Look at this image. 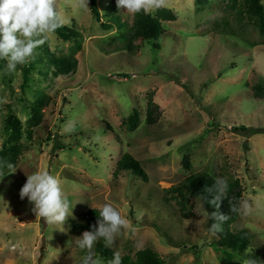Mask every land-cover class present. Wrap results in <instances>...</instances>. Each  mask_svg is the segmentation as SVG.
I'll use <instances>...</instances> for the list:
<instances>
[{
    "label": "rangeland",
    "instance_id": "rangeland-1",
    "mask_svg": "<svg viewBox=\"0 0 264 264\" xmlns=\"http://www.w3.org/2000/svg\"><path fill=\"white\" fill-rule=\"evenodd\" d=\"M94 4L97 19L75 0H58L81 45L73 72L52 73L49 54L68 53L75 40L55 33L12 74L0 60V147L8 104L25 147L0 179V264H80L85 254L75 242L85 231L70 232L67 222L62 232L20 199L26 175L38 171L56 176L76 203L69 220L79 222L87 208L110 203L136 228L118 237L113 252L122 256L149 247L164 264H245L243 255L212 244L216 236L198 198L189 197L181 209L166 192L197 171L214 179L236 177L239 199L248 200L252 211L238 213L231 228L247 229L244 253L256 250L264 261V95L251 94L256 82L264 88V39L230 16L225 31L214 29L221 0H169L164 8L174 19L162 20L164 31L149 39L128 33L131 14L125 12H118L122 25L101 28L107 0ZM22 67L28 68L21 88ZM42 94L47 102L41 121L26 138L30 106ZM147 101L152 123L145 121ZM133 108L138 124L128 131L121 120ZM68 121L75 131L63 130ZM125 152L139 162L145 180L126 170L113 174Z\"/></svg>",
    "mask_w": 264,
    "mask_h": 264
},
{
    "label": "trees",
    "instance_id": "trees-1",
    "mask_svg": "<svg viewBox=\"0 0 264 264\" xmlns=\"http://www.w3.org/2000/svg\"><path fill=\"white\" fill-rule=\"evenodd\" d=\"M223 3L222 17L215 21L214 29L225 31L229 26V21L226 17H232V19L238 24L243 25L249 23L256 35L260 39H264V7L260 0H221ZM89 13L95 18H98V11L94 4V0H89ZM104 14L107 21H100L99 26L103 29L109 28L112 24L120 26L123 22L120 20V16L116 7V0H107V4L104 8ZM174 14L166 9L161 8L152 15H145L143 12L135 15L131 14V23L128 27V33L131 36L138 37L140 39L155 38L164 31L161 24L162 20H173ZM57 37L68 40L75 39L72 45L69 47L68 53L53 54L50 53L47 62L52 66L53 75L67 74L73 72L76 68V58L74 54L80 49V42L77 39L78 32L64 25L55 31ZM28 67H22V82L21 88L25 85V79ZM251 94L255 98H261L264 95V88L260 82H256L251 86ZM47 102L45 95H39L32 102L30 106L29 117L26 123V138H31L33 128H35L41 121L42 108ZM146 123L153 122V116L151 114V105L147 101L145 111ZM123 127L130 131L133 130L138 124V112L136 109H132L131 112L121 120ZM108 129L110 125L105 124ZM2 129L5 134V142L0 147V163L9 162L13 165L16 164L17 158L25 148L19 141L21 134V125L18 119L12 112L11 106L7 105L6 114L2 120ZM239 130H245L244 127H240ZM60 147V146H58ZM185 168L189 167V163L186 159L182 161ZM9 169H0L3 173ZM126 170L132 175L139 177L143 180L146 179L145 172L140 166L139 162L128 153H123L115 163L113 174L118 171ZM229 183V196L240 198L241 188L239 181L236 177L227 176ZM214 184V178L204 171H197L189 173L177 184L170 186L166 189V192L170 193V197L174 198L176 203L181 209L187 207L189 197H196L203 195L205 200L203 201V207L211 213L215 211V207L208 203L212 199L213 193H209L206 189L211 188ZM199 199V198H198ZM200 200V199H199ZM201 202V201H200ZM99 208L90 207L87 208L83 214L82 219L79 222L72 220L68 221L70 232L90 231L92 225H94L98 219ZM220 211L224 214H229L230 219L224 223L223 232L219 233L213 241V245L227 249L231 252H235L238 255H243L246 261L258 260L261 261L256 250H250L245 252L250 244V234L247 229L241 228L232 230L231 225L237 219L238 213H231L227 200L221 203ZM206 214V226L207 229L212 223ZM97 256L101 257L105 264L113 257V249H107L103 246L102 242H98L94 249ZM122 264H164L163 258L149 247H143L135 250L132 254L122 255ZM264 264V261H261Z\"/></svg>",
    "mask_w": 264,
    "mask_h": 264
},
{
    "label": "clouds",
    "instance_id": "clouds-1",
    "mask_svg": "<svg viewBox=\"0 0 264 264\" xmlns=\"http://www.w3.org/2000/svg\"><path fill=\"white\" fill-rule=\"evenodd\" d=\"M169 0H116L118 12L135 15L143 12L152 15L157 10L166 7ZM77 6L89 10V0H75ZM67 21L61 16L58 0H0V60H5V72L12 74L18 65H25L37 56V49L42 46L57 29L64 26ZM65 132L75 131L73 121L65 125ZM14 169L9 162L0 163V169ZM9 171V173H15ZM5 175L0 171V179ZM25 184L19 190L21 200L27 199L33 205L31 211L37 218L43 219L48 225L58 226L56 229L66 231L64 225L73 215L72 204L68 195L62 188L60 180L48 172H35L26 175ZM207 192L213 193L208 201L215 207V211L208 213L203 207L205 197L197 196L203 213L213 221L208 228L211 235L223 232V225L230 216L220 211L221 203L228 201L231 213L248 215L252 211L250 202L246 199H237L229 196V183L226 177H216ZM202 215L203 213L197 212ZM124 232L135 234L136 228L131 222L121 215L120 211L110 203H105L98 210V219L90 231H85L76 238V244L85 254L81 257L80 264H105L97 256L94 249L98 242H102L107 249L116 247L117 239ZM107 264H122L120 251H114L113 257ZM245 264H261L258 260H248Z\"/></svg>",
    "mask_w": 264,
    "mask_h": 264
}]
</instances>
